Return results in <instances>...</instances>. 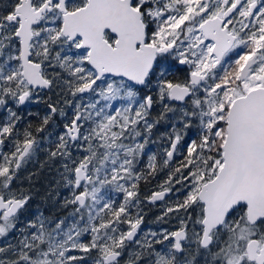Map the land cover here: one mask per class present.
<instances>
[{"label":"snow or ice","instance_id":"6c2138e0","mask_svg":"<svg viewBox=\"0 0 264 264\" xmlns=\"http://www.w3.org/2000/svg\"><path fill=\"white\" fill-rule=\"evenodd\" d=\"M39 151L67 217H25ZM0 264H264V0H0Z\"/></svg>","mask_w":264,"mask_h":264},{"label":"trees","instance_id":"16d2710c","mask_svg":"<svg viewBox=\"0 0 264 264\" xmlns=\"http://www.w3.org/2000/svg\"><path fill=\"white\" fill-rule=\"evenodd\" d=\"M30 104L24 106L23 111L27 114L30 111L42 112L45 106H33ZM31 121L32 127H38L41 119L32 116L26 117ZM42 118V116H41ZM57 125H50L46 132H58ZM170 131L168 123L162 121L156 129L153 130V139L155 144L150 145L151 149L158 154L162 148L166 146V141L161 139V136ZM44 134L41 133L40 136ZM188 136L195 138L196 132L193 128ZM39 139V136H38ZM59 163L56 161H49L47 154L44 151H39L35 160L30 162L21 173L18 181L21 189L28 191L32 195V200L29 202L28 210L25 213L26 218H34L37 214L43 213L51 219L67 217L72 211L71 207L65 208L62 206L63 198L67 195V190L63 188L59 177ZM164 179L163 174L156 177L155 180H150L148 183H141V193L146 195L155 189L158 182ZM115 196L116 194L113 193ZM171 202V201H170ZM144 208V222L141 229L152 231H159L161 229L176 230L179 228V217L175 214H170L165 217L164 221H159L157 218L163 213V206L158 202L157 205L152 206L145 204Z\"/></svg>","mask_w":264,"mask_h":264},{"label":"flooded vegetation","instance_id":"af4514ba","mask_svg":"<svg viewBox=\"0 0 264 264\" xmlns=\"http://www.w3.org/2000/svg\"><path fill=\"white\" fill-rule=\"evenodd\" d=\"M183 66L180 65H175L174 66V72H175V76L178 79H183L184 75H185V71L182 70ZM42 96H44V100L40 103H30L29 107H33V106H45L46 108L42 110V112H35V111H30L31 113H33V116L38 118L39 120L41 119V116H45L48 112V108H47V102H55L57 100V96L52 94V93H48L47 95L45 94H41ZM29 105V104H28ZM65 111H68L70 113V109L65 108ZM159 112V108L156 109V111L153 113V115L155 116L157 113ZM38 114V115H37ZM65 121L63 120V118H60L58 116L53 118V124L51 125H57L59 127V131L62 129V125ZM58 131V132H59Z\"/></svg>","mask_w":264,"mask_h":264}]
</instances>
